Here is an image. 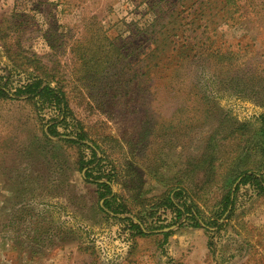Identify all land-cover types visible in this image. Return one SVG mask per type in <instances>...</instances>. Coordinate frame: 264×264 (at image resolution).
Segmentation results:
<instances>
[{"label": "rangeland", "instance_id": "rangeland-1", "mask_svg": "<svg viewBox=\"0 0 264 264\" xmlns=\"http://www.w3.org/2000/svg\"><path fill=\"white\" fill-rule=\"evenodd\" d=\"M222 1L0 0V83L62 87L70 105L58 132L98 145L96 174L152 232L101 210L79 169L91 151L44 135L55 107L0 97V264H264V193L233 192L218 232L176 224L165 206L182 187L212 223L234 175L264 173V0ZM170 12L201 13L199 36L231 46V66L200 54L174 80L151 75L150 25ZM98 48L109 73L88 63Z\"/></svg>", "mask_w": 264, "mask_h": 264}, {"label": "trees", "instance_id": "trees-1", "mask_svg": "<svg viewBox=\"0 0 264 264\" xmlns=\"http://www.w3.org/2000/svg\"><path fill=\"white\" fill-rule=\"evenodd\" d=\"M232 0H224L221 3L229 5ZM203 3V1H202ZM202 5V4H201ZM201 13H196L193 18L191 14L186 17H182L181 14L169 13L164 14L161 18H157L154 21V25H150L153 35V49L147 59L151 60V63L147 64V67H151L149 72L152 74H160L162 76L170 77L174 80L178 77L180 72L188 65L195 64L194 60L200 54L201 56L206 55L208 61L213 60L221 69L230 67L229 65L232 55L229 53L230 47L227 46V51H223L219 45L223 48L224 43H219L218 47L213 48L212 43L216 41L208 37H200L197 32L198 16ZM203 14H206L205 12ZM190 19V21H189ZM188 23V24H185ZM101 56H98V54ZM107 56H102V48H98L92 52L88 59L89 64H93L98 71L110 72V68L107 69L105 60ZM86 58V56H85ZM86 59L80 58V61L84 62ZM82 62V63H83ZM150 64H152L150 66ZM220 65V66H219ZM88 67L84 62L83 67ZM42 70L44 67H39ZM141 68V67H140ZM107 70V71H106ZM44 72V70H43ZM105 74V73H104ZM44 78H49L45 75ZM148 76V75H147ZM0 97L10 101L16 100H42L51 107H55L58 110L59 118L53 120L49 125L48 129L44 131V135L48 140H58L61 142H68L73 145H81L88 148L92 157L90 160L81 159L79 161L80 172H83V177L87 183H91L98 188V198L101 202V210L104 213H112L114 217L125 216L123 220L130 224V228L141 237H147L152 232L146 231L142 227V223L135 222L132 217L128 216L129 212L127 208L121 204H118L116 195L113 194L111 187L112 179L108 175H97L101 160L99 159L100 148L96 143L90 141L82 130L74 137H69L58 132V126L67 116L69 110V100L65 91L60 86H52L50 82L43 80L42 78L36 77L30 80L28 83L18 88L14 92L8 90V84L5 82L0 83ZM262 129L261 136L262 142V157L264 161V118H262ZM264 166V163H263ZM94 167V168H91ZM106 180V181H105ZM231 187L226 190L221 203L219 204V210L216 214V220L212 223L206 222L202 217L200 208L194 202H188L187 191L182 187H176L171 190L165 201V206L170 209L176 217V224L182 225L185 220H190L192 227L196 229H206L207 231L218 232L223 228L220 220L230 219L233 215L235 198L233 192L240 190L242 186H250L256 189L259 193H264V173H258L252 170H243L234 175L230 182ZM226 215V216H225ZM225 216V217H224ZM157 231V230H156ZM165 239L169 237V234H163Z\"/></svg>", "mask_w": 264, "mask_h": 264}, {"label": "water", "instance_id": "water-1", "mask_svg": "<svg viewBox=\"0 0 264 264\" xmlns=\"http://www.w3.org/2000/svg\"><path fill=\"white\" fill-rule=\"evenodd\" d=\"M108 214H110V215L114 216V214H112V213H108ZM120 218L124 219V218H125V216H120ZM133 220H134L135 222H138V221H136L134 218H133Z\"/></svg>", "mask_w": 264, "mask_h": 264}]
</instances>
